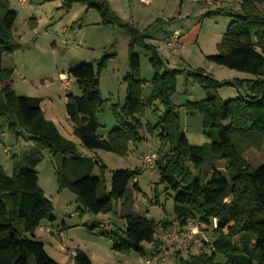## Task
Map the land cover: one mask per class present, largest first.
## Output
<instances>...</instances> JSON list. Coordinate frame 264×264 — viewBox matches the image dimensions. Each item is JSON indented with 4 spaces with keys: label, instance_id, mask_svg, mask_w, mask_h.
<instances>
[{
    "label": "trees",
    "instance_id": "obj_1",
    "mask_svg": "<svg viewBox=\"0 0 264 264\" xmlns=\"http://www.w3.org/2000/svg\"><path fill=\"white\" fill-rule=\"evenodd\" d=\"M63 1L67 8L82 3L95 9L102 23L117 25L130 37L129 69L124 77L127 93L122 105H111L118 126L105 137L98 134V112L105 103L98 87L99 73L105 60L98 69L83 62L68 71L80 93L67 94L66 111L81 144L88 150L103 149L126 156L131 143L145 140V129L150 133L157 131L161 142L158 150L162 154L157 168L165 192L173 193L174 218L182 224L196 220L206 225H211L213 218L218 219L213 239L205 241L211 248L188 259L180 258L181 264H264V163L251 169L243 156L248 146L264 140V0H238L240 10L229 14L233 18L217 44V53L207 56L216 64L253 75V79L241 80L250 86V97L223 99L217 90L225 83L201 68L191 73L209 92L206 98L187 104L188 110L203 116L204 133L210 139L203 145L189 142L171 99L177 76L183 71L164 70L157 47L146 42L147 36L133 24L123 21L107 0ZM17 15L9 0H0V118L8 119L7 130L16 138L27 137L51 153L64 155L58 171L59 186L61 190L69 188L76 195L81 212L112 213L130 182L142 170L114 171L111 189L100 196L103 179L91 174L93 159L82 157L77 146L45 117L41 98L16 94L12 86L14 67L5 64L4 56L20 48L14 33ZM137 47L147 52L154 69L148 97L143 95L145 80L141 78ZM156 102L165 107V114L157 124L145 126L142 123L145 109ZM41 160L38 154L14 155L12 175L6 174L0 165V264H30L31 259L34 264H60L34 235L44 220L56 219L52 203L38 183L36 167ZM217 160L228 162L230 180L215 168L203 181L198 171ZM69 167L75 178L65 172ZM134 187L138 188L137 183ZM124 218V237L106 230L102 222L90 229L108 237L115 251H135L143 256V244L150 242L154 243L151 256L165 252L156 233L160 234V225L168 227L174 218L159 222L144 215L130 214ZM76 252V264H93L84 251ZM219 254L225 257V263L217 261Z\"/></svg>",
    "mask_w": 264,
    "mask_h": 264
},
{
    "label": "rangeland",
    "instance_id": "obj_2",
    "mask_svg": "<svg viewBox=\"0 0 264 264\" xmlns=\"http://www.w3.org/2000/svg\"><path fill=\"white\" fill-rule=\"evenodd\" d=\"M9 1L11 9L18 13L14 33L20 48L6 54L4 60L7 58L5 64L14 67L12 86L16 94L41 98L45 117L53 121L63 136L77 146L82 157L90 156L93 159L94 168L91 174L103 179L100 196L106 195L111 189L114 171L139 168L142 172L130 182L125 196L117 202L114 212L98 215L81 212L76 195L69 188L61 190L59 186L58 171L61 169L64 155L51 153L27 137L16 138L7 130V118H0L2 169L6 174L12 175L14 155L22 157L24 154H38L42 157L36 167L38 183L52 203L56 219L43 221L42 224L49 225L51 229L48 233L39 230L38 239L44 242L47 253L55 261L60 264H72L65 252L80 249L89 254L93 264H141V257L151 256L154 243L143 244V256L135 251L119 252L112 248V241L108 237L100 234L97 229L90 228L102 222L106 230L116 231L124 237L126 215H144L155 222L174 218L173 193L165 192V184L160 182L158 168L152 172L143 171L141 157L150 151L159 152L158 149L161 148L158 132L150 133L145 129V140L131 143L126 156L103 149L88 150L75 134L74 124L67 118L66 111L67 94H79L78 84L69 75V69L83 62L98 69L100 63L105 60V65L99 73L98 87L105 103L98 112V134L105 137L110 130L118 126L111 105H122L126 97L127 85L124 77L129 69L130 37L123 28L102 23L99 13L82 3H73L67 8L63 0H29L26 5H22L19 0ZM214 2L187 0L184 12L177 15L159 11V7L147 8L145 3L141 2L132 5L135 12H128L127 16L122 18L119 16L143 32L147 36L146 42L157 47L164 70L183 71L177 76L176 91L171 99L175 110L179 112L180 124L189 142L197 145L206 144L210 139L204 133L203 116L199 112L188 110L187 104L206 98L209 92L191 73L201 68L206 74L225 83L217 90L223 99L250 97V86L247 81L241 80L255 78L249 73L227 68L207 58L208 55L217 53V44L233 18L229 14L240 10L238 0ZM173 3H169L168 10L176 7ZM159 4L162 7V4ZM216 10L221 12L209 14ZM175 30L182 33L180 50L177 53L166 45L167 35H171ZM136 51L141 59V78L145 80L143 95L148 97L152 91L154 69L147 52L140 47H137ZM66 76L70 82V91H66L64 87ZM164 114L165 107L156 102L152 107L145 109L142 123L145 126L155 125ZM243 156L251 169L263 164L264 140L260 144L248 146ZM227 166L226 160L209 162L201 167L198 174L206 181L211 170L216 168L229 181ZM190 167L193 170V167ZM65 172L68 177L75 178L70 167L65 169ZM136 183L138 188L134 187ZM74 213L76 214L72 215ZM206 227H202L199 237L207 242L213 239L214 231L211 227ZM156 238H160L158 232ZM205 245L207 246L206 243ZM208 250L207 247H192L172 253L162 264H181L180 258L188 259L190 255ZM217 261L225 263L226 259L219 254ZM30 264H34L33 259Z\"/></svg>",
    "mask_w": 264,
    "mask_h": 264
},
{
    "label": "built area",
    "instance_id": "obj_3",
    "mask_svg": "<svg viewBox=\"0 0 264 264\" xmlns=\"http://www.w3.org/2000/svg\"><path fill=\"white\" fill-rule=\"evenodd\" d=\"M22 5H26L29 0H19ZM142 3L148 4L149 0H139ZM180 30H175L168 42V46L173 49L174 52H179L180 50ZM70 82L68 76L64 79V87L66 91L70 89ZM11 149V148H9ZM8 151V148L5 149ZM162 161V154L158 151H150L143 155V171L152 172L157 169L159 163ZM207 226V227H206ZM218 226V219L213 218L211 225H206L201 222L189 221L186 224H182L180 220L174 218L171 221L170 226L165 227L160 225L158 231L160 232V238L165 248V252L156 253L148 258L141 257V264H162L167 261L169 255L172 253L182 252L189 250L192 247L199 249L211 248V244L205 245V241L202 240L199 235L202 233V227L214 229ZM206 246V247H204ZM65 253L68 254L71 259L72 264H76V251L67 250Z\"/></svg>",
    "mask_w": 264,
    "mask_h": 264
},
{
    "label": "crops",
    "instance_id": "obj_4",
    "mask_svg": "<svg viewBox=\"0 0 264 264\" xmlns=\"http://www.w3.org/2000/svg\"><path fill=\"white\" fill-rule=\"evenodd\" d=\"M108 3L110 4L111 8L122 18L124 15L127 16L126 14H128V12H135V8L134 4L136 3H141L139 0H107ZM163 1V3L161 2ZM181 1V2H180ZM220 1L222 0H216L217 3H219ZM170 2H174V6L176 7H173V8H170L168 10L167 6L169 7V3ZM185 2L187 3V0H149V3L148 4H145L148 7H153V8H157L159 7V11H162V12H167V14H174V15H177V14H182L184 12V7H185ZM210 2H214L212 0H210ZM214 2V3H216ZM162 4V7H160V4ZM166 4V6H165ZM172 4V3H171ZM144 5V4H143ZM236 12H239V10L235 11ZM182 35V33H181ZM171 35H167L166 37V45L168 46V42H169V38H170ZM182 37V36H181ZM7 58H5L6 60ZM11 66V65H10ZM78 88V86H77ZM79 90V88H78ZM80 93V91H79ZM67 118H68V115H67ZM69 119V118H68ZM2 124V123H1ZM3 125V124H2ZM3 129V128H2ZM5 130L3 129L2 132H4ZM24 138V137H23ZM10 147V146H8ZM12 149V148H11ZM142 158V157H141ZM77 213V212H76ZM76 213L72 214V215H75ZM43 223V222H42ZM35 230L34 232V235L35 237L38 239V231L41 230V231H45L46 233L50 232V226L47 225V224H42ZM62 228V227H61ZM88 256L89 254L86 253ZM90 258V257H89Z\"/></svg>",
    "mask_w": 264,
    "mask_h": 264
}]
</instances>
